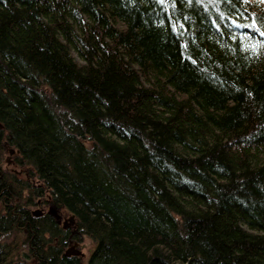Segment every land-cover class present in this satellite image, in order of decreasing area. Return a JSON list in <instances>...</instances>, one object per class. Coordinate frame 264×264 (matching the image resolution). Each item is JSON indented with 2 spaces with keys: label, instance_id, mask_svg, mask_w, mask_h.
Instances as JSON below:
<instances>
[{
  "label": "trees",
  "instance_id": "16d2710c",
  "mask_svg": "<svg viewBox=\"0 0 264 264\" xmlns=\"http://www.w3.org/2000/svg\"><path fill=\"white\" fill-rule=\"evenodd\" d=\"M0 264H264V0H0Z\"/></svg>",
  "mask_w": 264,
  "mask_h": 264
},
{
  "label": "water",
  "instance_id": "95a60500",
  "mask_svg": "<svg viewBox=\"0 0 264 264\" xmlns=\"http://www.w3.org/2000/svg\"><path fill=\"white\" fill-rule=\"evenodd\" d=\"M11 154H14V151H11ZM42 215V212H35L34 213V216H37V217H39V216H41ZM49 215H51V216H53V217H55L56 218V220H57V223H58V225H61V220H62V215H61V211L60 210H57V209H55L54 210V208H51V210H50V212H49ZM70 222H71V224L73 225V226H75V217L74 216H72L71 218H70V220H69ZM67 227V225H64V228H66ZM78 235L79 237H81V239L84 241L85 240V236L83 235V234H81L79 231H78V229H76V230H74V232L72 233V236L73 235ZM85 247L86 246H83V248L82 249H85ZM66 257H80V258H82V259H84V257H85V255L82 253V252H76V251H74V250H67L66 251Z\"/></svg>",
  "mask_w": 264,
  "mask_h": 264
},
{
  "label": "rangeland",
  "instance_id": "374dc122",
  "mask_svg": "<svg viewBox=\"0 0 264 264\" xmlns=\"http://www.w3.org/2000/svg\"><path fill=\"white\" fill-rule=\"evenodd\" d=\"M43 211H44V206L43 207L41 206L38 209H33L34 213L35 212H42L43 213ZM48 211H49V208H48ZM64 216H67V215H64ZM35 217H37V216H35ZM66 224H68V222ZM70 230H71V233H72L75 229H70ZM75 237H76V235H75ZM79 239H80V241L79 240H76V241H78L82 246L84 245L86 247H85V249L79 248V249H76V250L79 251V252H82L85 255L84 260L87 263L88 259L90 258L91 253L93 252L92 250L94 249L95 245H94V242L87 236H85V240L84 241L81 239V237H79ZM71 249H72V247L69 246L67 250H71Z\"/></svg>",
  "mask_w": 264,
  "mask_h": 264
},
{
  "label": "flooded vegetation",
  "instance_id": "af4514ba",
  "mask_svg": "<svg viewBox=\"0 0 264 264\" xmlns=\"http://www.w3.org/2000/svg\"><path fill=\"white\" fill-rule=\"evenodd\" d=\"M62 217V220H61V225L64 227V225H67V228H65V229H74L73 228V225L71 224V222L69 221L70 220V218H71V216H64V215H62L61 216ZM68 222V224H66ZM58 224V223H57ZM76 230V229H75ZM74 232V231H73ZM72 232V233H73ZM76 236H78L77 234H76ZM73 237H75V235H73V236H71L70 237V242H69V246L71 247L72 246V249L71 250H74V251H76V252H78L77 250H76V248L77 249H79V248H83V246L79 243V242H76V238H74V239H72ZM76 239V240H75Z\"/></svg>",
  "mask_w": 264,
  "mask_h": 264
},
{
  "label": "bare ground",
  "instance_id": "6f19581e",
  "mask_svg": "<svg viewBox=\"0 0 264 264\" xmlns=\"http://www.w3.org/2000/svg\"><path fill=\"white\" fill-rule=\"evenodd\" d=\"M159 11V10H158ZM161 11V10H160ZM168 13V12H167ZM171 14V13H170ZM172 15V14H171ZM115 24V23H114ZM114 24H112V25H114ZM169 26V25H168ZM115 27V26H114ZM170 27V26H169ZM169 29V28H168ZM171 31V30H170ZM67 228V227H66ZM75 237H73L72 239H74ZM76 240V239H75ZM79 241H80V239H78ZM76 242H78V241H76ZM72 247V246H71ZM77 249V248H76ZM93 251V250H92ZM66 255V254H65ZM4 263V262H3Z\"/></svg>",
  "mask_w": 264,
  "mask_h": 264
}]
</instances>
